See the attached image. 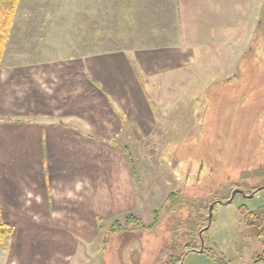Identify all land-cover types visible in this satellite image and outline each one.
Listing matches in <instances>:
<instances>
[{"label": "crops", "instance_id": "0c3cea01", "mask_svg": "<svg viewBox=\"0 0 264 264\" xmlns=\"http://www.w3.org/2000/svg\"><path fill=\"white\" fill-rule=\"evenodd\" d=\"M259 1H18L0 66L10 264H60L61 245L90 241L83 229L97 238L103 225L128 223L133 174L123 132L124 142L149 136L148 92L161 100L218 44L236 38L229 50L244 58Z\"/></svg>", "mask_w": 264, "mask_h": 264}, {"label": "rangeland", "instance_id": "374dc122", "mask_svg": "<svg viewBox=\"0 0 264 264\" xmlns=\"http://www.w3.org/2000/svg\"><path fill=\"white\" fill-rule=\"evenodd\" d=\"M255 8L258 20L244 36V58L229 50L236 41L230 37L204 54L202 64L182 72L181 83L162 90L161 100L148 92L154 130L149 136L133 132L125 142L123 132L119 140L128 146L133 169L131 219L118 228L103 225L97 238L83 229L90 241L61 245L60 264L171 262L185 253V245H200L203 207L222 202L235 187L243 192L264 187V0ZM85 95L92 96L87 88ZM263 203L264 191L253 200L218 204L204 247L226 264H263L258 257L264 237L251 235L238 210ZM6 247L0 264H10ZM198 250L187 253L182 264H218Z\"/></svg>", "mask_w": 264, "mask_h": 264}, {"label": "trees", "instance_id": "16d2710c", "mask_svg": "<svg viewBox=\"0 0 264 264\" xmlns=\"http://www.w3.org/2000/svg\"><path fill=\"white\" fill-rule=\"evenodd\" d=\"M18 1L19 0H0V66H1L3 52L5 49L8 37H9V32H10L12 20L14 17V13H15ZM132 172H133V169H132ZM235 188L231 189L230 195L227 198L221 199L222 202L225 201V203H227V201L231 197L232 191ZM257 189L258 188H251L247 192L244 191V194L245 195L253 194L250 197V200H253L254 198L259 196L264 191V188L261 191H258ZM242 197H243L242 195L236 194L231 204L237 203V201ZM212 203H214L213 212H212V216H213L214 212L216 211L217 205L221 203L218 201H215V202H211L210 204ZM210 204L207 205L206 207H203L204 212L206 214V218H202L198 222L199 231H201L208 225V221H209L208 220V208ZM238 210H239V214L243 220L245 227L250 231L251 235H253L254 238L256 239L264 237V203L254 209L248 208L246 206H241L238 208ZM212 221L213 219H211L209 228L212 225ZM207 231L208 230L203 232L202 234L203 239L205 238L204 236L207 233ZM12 234H13L12 226H10L9 224L5 223L2 220V212H1V207H0V251L2 248L8 245V242ZM204 243H205V239H204ZM198 249H200V245L198 247H195L189 244L185 245V253L179 255L177 258L171 261L172 263L166 262L165 264H182L187 253L194 252V250H198ZM203 254H207L211 259H213V261L215 259L218 262V264H226L222 262V259L217 258L215 251H213L212 249H208L204 247ZM258 258L264 264V253H262V255L259 256Z\"/></svg>", "mask_w": 264, "mask_h": 264}, {"label": "water", "instance_id": "95a60500", "mask_svg": "<svg viewBox=\"0 0 264 264\" xmlns=\"http://www.w3.org/2000/svg\"><path fill=\"white\" fill-rule=\"evenodd\" d=\"M264 187H261L259 189H257L258 191H261ZM236 194H239V195H242L243 197H246V198H250L253 194L251 195H245L244 192L242 190H233L232 193H231V197L230 199L227 201L228 204H230L232 201H233V198ZM220 203H222L221 201H219ZM213 207H214V204H211L208 208V225L202 229L198 236H199V239H200V249L198 250L199 253H203V250H204V239L202 237V234L204 231L208 230L209 229V226H210V223H211V219H212V212H213ZM256 262V261H254Z\"/></svg>", "mask_w": 264, "mask_h": 264}]
</instances>
